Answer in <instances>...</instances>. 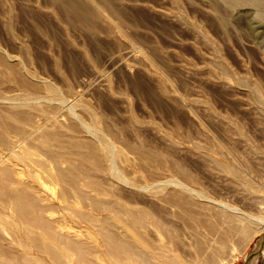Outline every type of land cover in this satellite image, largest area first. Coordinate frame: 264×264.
Segmentation results:
<instances>
[{
  "label": "rangeland",
  "instance_id": "rangeland-1",
  "mask_svg": "<svg viewBox=\"0 0 264 264\" xmlns=\"http://www.w3.org/2000/svg\"><path fill=\"white\" fill-rule=\"evenodd\" d=\"M79 1L0 0V264H264V0Z\"/></svg>",
  "mask_w": 264,
  "mask_h": 264
},
{
  "label": "bare ground",
  "instance_id": "bare-ground-1",
  "mask_svg": "<svg viewBox=\"0 0 264 264\" xmlns=\"http://www.w3.org/2000/svg\"><path fill=\"white\" fill-rule=\"evenodd\" d=\"M59 1L62 3V5L67 7V13L71 19H73L75 21L76 18H78L81 22H84V23L87 22L86 14L88 13L89 9L87 11V9H85L86 7L84 6V4H82L79 0H59ZM227 1L231 5H236L237 3L240 2V0H227ZM244 1H246L248 3H252V4H256L258 2L256 0H244ZM241 3H242V1H241ZM68 10H74L78 16L75 13H72L70 15L71 12H69ZM89 12L91 13V11H89ZM260 19L264 21V13H260ZM105 152H107V151H105Z\"/></svg>",
  "mask_w": 264,
  "mask_h": 264
}]
</instances>
